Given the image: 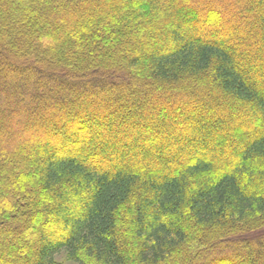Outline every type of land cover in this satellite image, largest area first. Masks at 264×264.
Listing matches in <instances>:
<instances>
[{"label":"trees","instance_id":"obj_1","mask_svg":"<svg viewBox=\"0 0 264 264\" xmlns=\"http://www.w3.org/2000/svg\"><path fill=\"white\" fill-rule=\"evenodd\" d=\"M264 264V0H0V264Z\"/></svg>","mask_w":264,"mask_h":264},{"label":"rangeland","instance_id":"obj_2","mask_svg":"<svg viewBox=\"0 0 264 264\" xmlns=\"http://www.w3.org/2000/svg\"><path fill=\"white\" fill-rule=\"evenodd\" d=\"M57 261L62 263V264H76L72 261H70L65 253H61L60 255L57 256Z\"/></svg>","mask_w":264,"mask_h":264}]
</instances>
